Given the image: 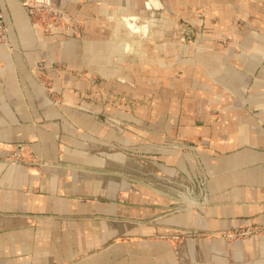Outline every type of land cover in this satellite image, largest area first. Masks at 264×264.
<instances>
[{"label":"crops","instance_id":"obj_1","mask_svg":"<svg viewBox=\"0 0 264 264\" xmlns=\"http://www.w3.org/2000/svg\"><path fill=\"white\" fill-rule=\"evenodd\" d=\"M25 1L0 0L8 28L0 45V154L17 151L58 168L98 172L146 162L192 182L202 172L209 205L161 218L165 200L147 189L110 183L90 189L84 180L0 161V264H264V235L164 239L264 223V0L191 1L205 11L193 40L139 29L125 49L146 56L128 61L123 72L95 51L87 65L84 48L81 57L72 42L41 34ZM210 28L232 32L237 49L220 46ZM138 40L156 44L141 49ZM50 61L76 73L50 70ZM41 70L51 77L57 104L37 81ZM86 70L99 77L82 75ZM102 74L108 86L124 90L122 107L101 88ZM178 144L188 153L177 152ZM151 218L155 225L134 226Z\"/></svg>","mask_w":264,"mask_h":264},{"label":"rangeland","instance_id":"obj_2","mask_svg":"<svg viewBox=\"0 0 264 264\" xmlns=\"http://www.w3.org/2000/svg\"><path fill=\"white\" fill-rule=\"evenodd\" d=\"M26 1L24 6L29 22L41 34L53 36L57 41L72 42V48L80 50L81 57L84 48L87 65L93 64L92 57L93 51H95L96 54L100 53L102 63L108 65L111 59V63H115L117 67L122 68L119 70L121 72H123V65L128 61L140 59L142 54L146 56L143 50L141 53L127 54L125 44L130 41L131 33H136L140 31L139 29L145 28L147 33L164 30L165 33L170 35L177 34L182 42L189 43L193 40L198 28L203 26L205 17V11L202 8L190 5L191 1L203 3L204 0H154L159 6L154 5V3L152 5L150 0ZM216 21L214 18L211 23L214 24ZM0 23L4 29L0 45H4L7 41L8 28L1 14ZM243 25L244 21L241 18L237 21V27L240 28ZM205 31L211 33V37L220 46L237 49L238 41L234 38L232 32H213L212 28L205 29ZM169 43H172V41H169ZM142 44H147L151 49L156 42H139L138 40V48L144 49ZM127 55L133 57L126 58ZM149 60L152 61L153 59ZM39 64L40 66L46 65L43 62ZM73 64L78 65V61L74 60ZM67 65L66 63L50 61L46 68H50V70H68L76 73L75 69L69 68ZM86 74L94 75L87 70L82 75L86 76ZM95 75L99 77L97 74ZM100 77L98 79L102 82L101 88L105 94L111 93V97L115 98L118 106L122 107L120 97L121 92L124 90L111 88L108 86L109 82L103 78V74ZM37 81L50 102L57 104L59 95L52 84L50 75L41 70ZM133 140L139 144V140L136 138H133ZM138 147H134V150ZM175 150L180 154L188 151L183 144H178ZM140 157V154H134V158L138 161H140ZM0 161L19 165L21 168L33 171L40 176L55 175L70 181L84 180L86 188L90 189H93V187L96 189L100 184L101 187L105 185L109 187V183L110 187L117 186L118 189H124L126 184L131 185V188L136 191L140 188L147 189L165 200L164 212L160 216L161 218L198 212L209 205V197L206 191L207 178L202 172L197 173L198 181L192 182L183 173H165L157 169L154 164H147L146 162L144 165L138 162L139 164L136 166L103 169L100 172L93 170L91 167L86 169L58 168L46 160L35 156H27L17 151H6L0 154ZM155 219L138 220L133 223L134 226L155 225L157 222ZM260 224H242L214 232L193 229L164 239L168 241H184L186 239H217L227 242L247 241L264 235V232L256 235L253 229L247 228ZM160 239H163V237Z\"/></svg>","mask_w":264,"mask_h":264},{"label":"built area","instance_id":"obj_3","mask_svg":"<svg viewBox=\"0 0 264 264\" xmlns=\"http://www.w3.org/2000/svg\"><path fill=\"white\" fill-rule=\"evenodd\" d=\"M3 34H4V29L0 23V42L3 39ZM247 228L253 229V231H255L254 233H256V235L259 234L260 232H264V224L256 225V226H253L252 228H250V227H247ZM240 230H241V228H240ZM238 231H239V229H238Z\"/></svg>","mask_w":264,"mask_h":264},{"label":"bare ground","instance_id":"obj_4","mask_svg":"<svg viewBox=\"0 0 264 264\" xmlns=\"http://www.w3.org/2000/svg\"><path fill=\"white\" fill-rule=\"evenodd\" d=\"M132 25V24H131Z\"/></svg>","mask_w":264,"mask_h":264}]
</instances>
